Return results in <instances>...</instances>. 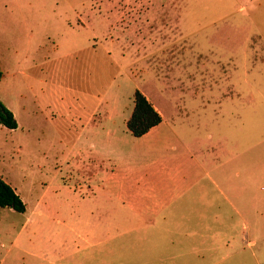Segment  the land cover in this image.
Listing matches in <instances>:
<instances>
[{"label":"rangeland","instance_id":"1","mask_svg":"<svg viewBox=\"0 0 264 264\" xmlns=\"http://www.w3.org/2000/svg\"><path fill=\"white\" fill-rule=\"evenodd\" d=\"M0 71V101L17 122L15 129L0 124V178L26 204L24 212L0 207V244L8 246L15 231L16 248L46 235L55 256L63 243L86 263L96 261L97 250H110V264H139L124 252L123 220H111L114 237L100 243L99 235L70 231L92 232V213L112 207L89 199L93 150L103 156V179L115 171L107 156L128 154L143 164L149 145L164 141L127 130L139 90L162 111L161 131L168 130L173 103L183 101L194 121L211 119L213 143L223 142L228 151L218 161L226 162L236 185L239 210L223 202L220 210L228 211L220 220L200 217L203 189L217 171L205 174L203 155L192 170L198 250L204 249L200 235H232L217 251L226 259L215 264H264V0H0ZM94 121L101 134L84 139ZM183 140L195 143L192 134ZM78 141L87 149L86 168L79 164ZM166 141L177 146L178 139ZM39 195L45 197L41 213L31 215ZM211 195L219 213L218 194ZM78 212L84 218H65ZM140 248L148 249L144 242L131 249Z\"/></svg>","mask_w":264,"mask_h":264},{"label":"crops","instance_id":"2","mask_svg":"<svg viewBox=\"0 0 264 264\" xmlns=\"http://www.w3.org/2000/svg\"><path fill=\"white\" fill-rule=\"evenodd\" d=\"M205 89L208 92L211 87L208 86ZM200 102L202 106H205L209 99L205 98ZM153 106L160 113L161 121L138 138L143 140L147 137H154L162 138L164 141L149 145L151 156L143 164L128 159V154L107 156L108 165L114 167L115 171L111 170L103 179L100 176L103 156L100 150L97 152L93 150V193L89 199L95 206H99L102 201H109L108 204H112V207L109 211H101L97 208V211L92 213L95 220L92 232L81 228H72L73 230L70 231L81 238L83 235H99L96 242L100 243L101 240L114 237V235H110L111 225L115 223L111 220H123L126 228L124 252L130 258L135 257L139 264H198L206 259L210 260L211 264L222 262L226 258L220 253L217 254V251L223 245L231 244L234 238L232 235L222 233H206L200 235L204 249L198 250L196 245L198 234L191 222L197 219L198 214L194 206H191L190 201L191 192L198 183V179L192 178V170L194 167L201 166L198 163V158L203 155L206 161L203 165L205 174L209 169L217 172L213 178V173L209 175L208 183L206 182L203 189L205 214L200 217L220 220L223 213L228 211L220 210L223 202L224 205L231 204L233 209L239 210L235 203V198L239 199L237 197L239 192L235 189V183L229 181L226 162L218 161L222 156L228 155V151L223 142L213 143L211 119L198 118L194 121V118L187 116L185 102L173 103L170 125L165 132L160 130L161 125L165 122L162 111L159 107ZM182 112L185 113V116H181ZM100 124V121L96 126L95 121L91 126L89 124L87 127L90 130L87 134L83 133L82 137L85 139V136L88 137L91 134L93 136L100 135ZM95 127H98L97 132L93 130ZM202 127L205 138L200 139L198 133ZM186 134H192L195 143L184 141ZM168 138L178 139L177 146L166 141ZM73 149L74 147L71 150ZM76 149L82 156L79 161L80 166L86 168L89 162L86 164L83 159L87 154V149L82 145L79 146V141L76 144ZM90 180L91 178L87 179V181ZM213 190L218 194L221 203V205L216 203L218 211L220 210L219 213H213L214 202H217L211 195ZM230 195L233 197L232 199H230ZM44 199V195H39L36 198L33 207L34 213L32 212L31 215L41 213L39 208ZM117 205L121 206L124 211L116 210ZM65 218L79 220L84 218V213H67ZM100 225H104L105 228H101ZM134 234L141 235V237L134 238ZM11 235L12 240L8 246L0 244V264H110V250L102 255L97 250L96 261L86 263L82 259H74L80 252L79 250L74 254L70 253L71 251L63 243L59 244L61 245L60 254L55 256V246L52 243L54 241L46 235L40 239L39 244L35 237L24 248H16V231ZM143 242L147 244L148 249L140 248L135 252L131 249L136 247L137 243L141 245ZM106 255H108V259ZM53 257H56L60 262L55 261Z\"/></svg>","mask_w":264,"mask_h":264},{"label":"trees","instance_id":"3","mask_svg":"<svg viewBox=\"0 0 264 264\" xmlns=\"http://www.w3.org/2000/svg\"><path fill=\"white\" fill-rule=\"evenodd\" d=\"M2 73L0 71V79ZM161 121L160 113L139 90L134 92V106L126 121L127 130L133 137H140ZM0 124L8 129H15L17 122L13 113L0 101ZM0 207L16 212H24L25 204L14 189L0 178Z\"/></svg>","mask_w":264,"mask_h":264}]
</instances>
